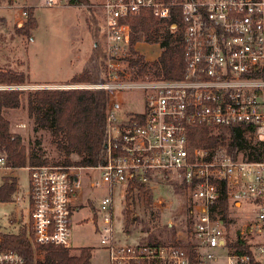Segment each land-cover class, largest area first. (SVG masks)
<instances>
[{"label":"built area","instance_id":"2783aa9c","mask_svg":"<svg viewBox=\"0 0 264 264\" xmlns=\"http://www.w3.org/2000/svg\"><path fill=\"white\" fill-rule=\"evenodd\" d=\"M61 3L43 0L42 6ZM92 6L100 14L103 81L71 89L102 90L110 98L139 91L142 110L121 114L111 101L101 165L27 167L31 244L72 248L71 214L81 207L74 200L86 178L89 188L108 190L94 222L108 264H264V0H94ZM5 8H19L18 26L26 20V5L18 7L13 0ZM174 9L183 78L136 77L126 59L146 43L130 46L135 18L150 11L168 20ZM200 127L227 137L240 127L254 148L233 154L220 145L191 149L189 131ZM5 171L12 169L0 157V186ZM157 177H169L193 192L188 240L119 244L113 190L149 185ZM0 264L24 260L16 251H0Z\"/></svg>","mask_w":264,"mask_h":264},{"label":"rangeland","instance_id":"374dc122","mask_svg":"<svg viewBox=\"0 0 264 264\" xmlns=\"http://www.w3.org/2000/svg\"><path fill=\"white\" fill-rule=\"evenodd\" d=\"M65 2L62 0L60 5L47 8L42 6L43 0H17L18 7L26 5L34 8L37 27L30 37L16 32L22 26H17L15 21V16L20 15L19 8L8 10L5 6L9 3L0 5V70L22 72L27 80V84L22 86H0V92L12 90L21 93L20 107L5 109L2 116L8 122L9 132L18 135L25 148L32 149L36 141L41 142L51 164L62 162L65 157L58 153V139L51 132L35 131L34 117L27 108V96L43 88L73 90L71 87L74 85L89 84L67 82L80 73L94 45L104 52L101 32L96 38H92L89 33L88 25L92 17L100 22V14L92 6L94 0H88V5L72 7ZM136 51L147 61L157 60L161 54L157 44H141L136 47ZM111 101L117 105V112L121 114L142 110V94L139 91L113 95ZM27 167L3 172V179L8 176L15 178L17 187L10 202L0 203V237L2 234L17 235L23 231L28 236ZM83 181V190L74 200V206L79 204L81 207L71 214V249L90 248L91 264H108L106 250L100 245V236L94 223L99 216L100 199L108 190L91 189L88 179L84 178ZM148 184V189L153 193L150 206L146 205L138 190L129 192L127 203L123 186L113 190L114 231L118 243L127 246L143 245L157 239L164 244H184L189 237L188 218L194 199L193 192L169 177H157ZM126 206L130 212L129 220L126 219ZM36 256L42 258L39 252Z\"/></svg>","mask_w":264,"mask_h":264},{"label":"trees","instance_id":"16d2710c","mask_svg":"<svg viewBox=\"0 0 264 264\" xmlns=\"http://www.w3.org/2000/svg\"><path fill=\"white\" fill-rule=\"evenodd\" d=\"M13 0H0V5L11 3ZM168 2L169 0H161ZM182 2L185 0H177ZM68 6L88 5V0H66ZM172 11L168 20L157 19L150 11L141 12L132 26L133 34L130 46L137 43L159 45L161 54L157 60L147 61L138 52H132L127 58L129 67L139 78H162L165 80H180L184 74L182 38L173 25L179 27L180 20ZM92 17V16H90ZM17 28L19 35L31 36L36 29L34 8H27V18ZM18 26V25H17ZM89 33L92 38L100 35V22L93 18L89 23ZM105 53L94 45L92 53L84 63L80 73L70 78L67 84L89 83L97 84L103 81ZM26 76L22 72L0 70V86L26 85ZM19 91L0 92V157H3L9 168L18 169L27 166L51 164L48 154L43 150L41 142L36 141L35 147L27 149L23 146L18 135L11 134L8 122L3 118L5 109L20 107ZM112 102L109 94L102 90H37L27 96V108L34 117V129L47 130L56 139L57 151L64 158L62 162L53 165L94 167L105 161V130L106 115ZM220 145L228 153L233 154L243 148L254 147L245 138V132L240 127L230 130V135H214L208 128H192L189 131V146L194 148H211ZM15 178L3 179L0 186V203L10 202L16 192ZM138 190L144 197L147 206L153 200V193L148 185L133 183L126 189L125 202L129 200L130 191ZM225 195L223 194V198ZM224 205H225V201ZM127 217L130 212L126 206ZM189 225V222H188ZM30 236L25 231L20 234H2L0 251L12 250L22 256L24 264H91L92 251L90 248L65 249L61 247H35L30 242ZM150 245H164L160 240L151 241ZM177 245V243H173ZM183 244V243H182ZM185 244V243H184ZM37 252L42 258L37 257Z\"/></svg>","mask_w":264,"mask_h":264},{"label":"crops","instance_id":"0c3cea01","mask_svg":"<svg viewBox=\"0 0 264 264\" xmlns=\"http://www.w3.org/2000/svg\"><path fill=\"white\" fill-rule=\"evenodd\" d=\"M0 10H1V9H0ZM5 17H6V16H5ZM6 18H7V17H6ZM11 18H12V15H10V20H12Z\"/></svg>","mask_w":264,"mask_h":264},{"label":"water","instance_id":"95a60500","mask_svg":"<svg viewBox=\"0 0 264 264\" xmlns=\"http://www.w3.org/2000/svg\"><path fill=\"white\" fill-rule=\"evenodd\" d=\"M21 26V24H19Z\"/></svg>","mask_w":264,"mask_h":264}]
</instances>
